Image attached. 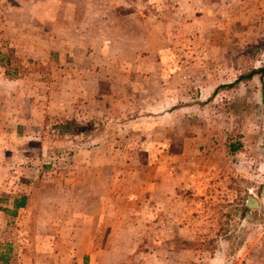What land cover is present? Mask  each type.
<instances>
[{
	"label": "rangeland",
	"instance_id": "rangeland-1",
	"mask_svg": "<svg viewBox=\"0 0 264 264\" xmlns=\"http://www.w3.org/2000/svg\"><path fill=\"white\" fill-rule=\"evenodd\" d=\"M263 64L264 0H0V264H264Z\"/></svg>",
	"mask_w": 264,
	"mask_h": 264
},
{
	"label": "trees",
	"instance_id": "trees-1",
	"mask_svg": "<svg viewBox=\"0 0 264 264\" xmlns=\"http://www.w3.org/2000/svg\"><path fill=\"white\" fill-rule=\"evenodd\" d=\"M255 73H260L261 76H264V64L261 67L251 69L248 74L253 75ZM240 78H242V75H240L236 80H239ZM72 123H73L72 121H66L65 123H59L57 127L61 129H71ZM230 148L233 151L236 150L237 147L230 144ZM24 205H25V197H22L20 201H18V203L16 204V207L18 208L23 207ZM9 254H10V247L7 245L4 249L0 250V261H2L3 263H7Z\"/></svg>",
	"mask_w": 264,
	"mask_h": 264
},
{
	"label": "crops",
	"instance_id": "crops-1",
	"mask_svg": "<svg viewBox=\"0 0 264 264\" xmlns=\"http://www.w3.org/2000/svg\"><path fill=\"white\" fill-rule=\"evenodd\" d=\"M22 197H25V205H26V196L25 195H18V196H15L13 199H12V202H11V204H10V206L8 207L9 209L7 210V209H3L5 212H9L8 214L9 215H11V216H13L15 213H16V211L18 210V209H20V208H23V207H16V204L18 203V201H20V199L22 198Z\"/></svg>",
	"mask_w": 264,
	"mask_h": 264
},
{
	"label": "water",
	"instance_id": "water-1",
	"mask_svg": "<svg viewBox=\"0 0 264 264\" xmlns=\"http://www.w3.org/2000/svg\"><path fill=\"white\" fill-rule=\"evenodd\" d=\"M247 206L249 207H259L258 201L254 197H250L247 201Z\"/></svg>",
	"mask_w": 264,
	"mask_h": 264
}]
</instances>
